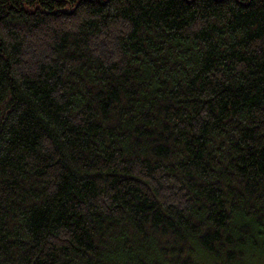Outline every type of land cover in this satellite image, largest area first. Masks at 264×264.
<instances>
[{
    "label": "trees",
    "instance_id": "16d2710c",
    "mask_svg": "<svg viewBox=\"0 0 264 264\" xmlns=\"http://www.w3.org/2000/svg\"><path fill=\"white\" fill-rule=\"evenodd\" d=\"M0 264H264V0H0Z\"/></svg>",
    "mask_w": 264,
    "mask_h": 264
}]
</instances>
